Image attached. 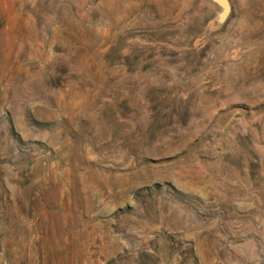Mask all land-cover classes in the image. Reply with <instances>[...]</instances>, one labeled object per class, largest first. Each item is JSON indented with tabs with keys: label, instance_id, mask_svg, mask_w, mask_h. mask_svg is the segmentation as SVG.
I'll list each match as a JSON object with an SVG mask.
<instances>
[{
	"label": "rangeland",
	"instance_id": "obj_1",
	"mask_svg": "<svg viewBox=\"0 0 264 264\" xmlns=\"http://www.w3.org/2000/svg\"><path fill=\"white\" fill-rule=\"evenodd\" d=\"M0 0V264H264V0Z\"/></svg>",
	"mask_w": 264,
	"mask_h": 264
},
{
	"label": "water",
	"instance_id": "obj_2",
	"mask_svg": "<svg viewBox=\"0 0 264 264\" xmlns=\"http://www.w3.org/2000/svg\"><path fill=\"white\" fill-rule=\"evenodd\" d=\"M214 4L221 8L220 13L218 15V22L224 23L230 16L232 5L231 0H212Z\"/></svg>",
	"mask_w": 264,
	"mask_h": 264
}]
</instances>
